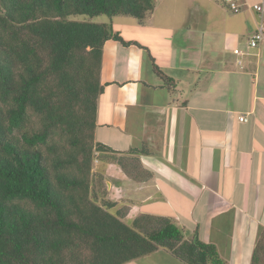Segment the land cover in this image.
Listing matches in <instances>:
<instances>
[{
	"label": "crops",
	"instance_id": "0c3cea01",
	"mask_svg": "<svg viewBox=\"0 0 264 264\" xmlns=\"http://www.w3.org/2000/svg\"><path fill=\"white\" fill-rule=\"evenodd\" d=\"M238 1L249 5L239 14L217 0H155L142 22L113 18L131 44L104 45L95 142L149 174L133 181L108 165L111 213L125 224L167 218L225 264H252L264 229V62L247 42L259 21L250 6L264 0ZM127 264L186 263L158 250Z\"/></svg>",
	"mask_w": 264,
	"mask_h": 264
},
{
	"label": "trees",
	"instance_id": "16d2710c",
	"mask_svg": "<svg viewBox=\"0 0 264 264\" xmlns=\"http://www.w3.org/2000/svg\"><path fill=\"white\" fill-rule=\"evenodd\" d=\"M154 9L155 0H0V264H127L158 250L225 264L170 219L125 224L91 188L93 150L113 152L95 142L103 48L131 44L111 21L142 22ZM101 16L110 23L93 22ZM118 165L133 181L150 178L137 158ZM252 264H264L263 228Z\"/></svg>",
	"mask_w": 264,
	"mask_h": 264
},
{
	"label": "rangeland",
	"instance_id": "374dc122",
	"mask_svg": "<svg viewBox=\"0 0 264 264\" xmlns=\"http://www.w3.org/2000/svg\"><path fill=\"white\" fill-rule=\"evenodd\" d=\"M84 18H78L79 21H82ZM121 19V18H120ZM124 19V18H122ZM120 21V20H117ZM94 23L105 24L109 23V19L105 16L95 18ZM118 164V158L110 152L102 153L93 150L92 154V165H91V188L96 196L97 202H100L102 199H107L110 201L109 192L105 183L106 177L104 174H107L108 165ZM93 195V194H92Z\"/></svg>",
	"mask_w": 264,
	"mask_h": 264
},
{
	"label": "built area",
	"instance_id": "2783aa9c",
	"mask_svg": "<svg viewBox=\"0 0 264 264\" xmlns=\"http://www.w3.org/2000/svg\"><path fill=\"white\" fill-rule=\"evenodd\" d=\"M220 4L226 7L233 14H239L244 11L246 7H249L247 2H239L238 0H217ZM250 8L257 14L259 21L256 25V29L247 42L248 50H255L258 56H263L264 62V4H255ZM235 56L243 55V50L235 49L233 51ZM242 122H246L245 117H240Z\"/></svg>",
	"mask_w": 264,
	"mask_h": 264
}]
</instances>
